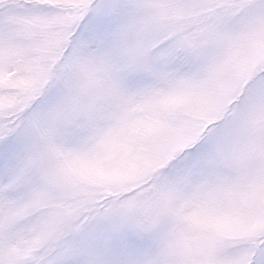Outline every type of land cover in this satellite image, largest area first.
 Here are the masks:
<instances>
[{
    "label": "snow or ice",
    "instance_id": "6c2138e0",
    "mask_svg": "<svg viewBox=\"0 0 264 264\" xmlns=\"http://www.w3.org/2000/svg\"><path fill=\"white\" fill-rule=\"evenodd\" d=\"M0 264H264V0H0Z\"/></svg>",
    "mask_w": 264,
    "mask_h": 264
}]
</instances>
